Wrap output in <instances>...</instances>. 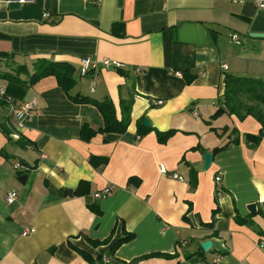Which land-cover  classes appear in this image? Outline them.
<instances>
[{
  "label": "crops",
  "instance_id": "obj_1",
  "mask_svg": "<svg viewBox=\"0 0 264 264\" xmlns=\"http://www.w3.org/2000/svg\"><path fill=\"white\" fill-rule=\"evenodd\" d=\"M18 2L0 3V53L9 54L0 69L25 65L28 80L39 60L68 63L76 84L67 91L50 74L14 97L38 103L19 138L0 101V264H89L81 249L104 255L103 264L150 254L135 264H264V138L255 145L246 136L262 125L253 116L211 118L227 74L264 79V37L256 36L264 34V8L253 0ZM84 57L97 63L86 76ZM104 59L122 71L106 69ZM8 84L0 78V88ZM77 95L111 99L118 118L122 99L133 98L127 130L98 131L101 111ZM86 124L98 131L90 139ZM170 129L160 142L157 131ZM223 145L206 169L205 153ZM106 188L110 194L95 196ZM8 191L18 193L12 204ZM215 210L214 226H205ZM125 233L134 238L109 255Z\"/></svg>",
  "mask_w": 264,
  "mask_h": 264
},
{
  "label": "trees",
  "instance_id": "obj_2",
  "mask_svg": "<svg viewBox=\"0 0 264 264\" xmlns=\"http://www.w3.org/2000/svg\"><path fill=\"white\" fill-rule=\"evenodd\" d=\"M8 55V53H0L1 57H7ZM34 69V74L30 75V78L28 80H24L21 77L22 73L29 74L28 68L25 65L15 66L13 72L0 69V78L8 80L9 83L6 88L7 95L11 96L12 98H21L29 86L37 82L40 78L50 74L57 75L60 79L62 87L65 88L67 91L76 84V79L74 78V67L68 63H56L42 59L35 63ZM119 71H122V69L119 68ZM73 98L77 102L92 103L99 108L104 117L105 125L103 128L98 129V131L123 133L127 130L131 121L133 98L122 99L121 118H118L115 104L111 99L97 100L88 96L78 95L74 96ZM0 101H3L7 104L5 98H0ZM224 114H235L241 120L245 119L248 116H253L254 118H256L262 125L260 132L258 134L248 133L246 134V136L247 139L252 141V143H254L255 145L259 144L264 138V79L227 74L225 77L224 93L222 95V98L220 99L219 106L216 112L212 115L211 118L216 119ZM1 127L5 132L8 133L7 129H5L3 126ZM225 130H227V127L225 128ZM98 131L90 128L86 124L83 127V137L86 139H90ZM175 132V129H170L168 131H157V134L160 142L165 143L171 136L174 135ZM142 133L144 134L145 132ZM234 140L237 139L234 138ZM226 146L227 145L215 147L213 149V154H216L219 151L223 150ZM91 160L96 161V158L91 157ZM27 176V173H21L19 178L20 180L25 181L27 179ZM196 178V172L194 169H192L190 178L192 187H196ZM86 184V182H82L80 186L84 188ZM217 212L218 210L214 211V217L212 219V222L203 224L205 226L213 227L215 222V215L217 214ZM237 217L240 222H243L245 220V218H242L239 215ZM133 238V233H125L121 238H119L113 243V245L109 249L108 254L114 255L118 248L122 246V244L132 240ZM109 240L110 239H106L104 241H94V244L97 245L104 242L108 243ZM79 251L83 255V257L89 262V264H103L104 255L94 257L90 252L86 250L81 249ZM151 256L153 255L150 254L139 257L134 260L133 264H135L141 259L149 258ZM162 256L169 257L171 255L162 254ZM188 258H193V255H188Z\"/></svg>",
  "mask_w": 264,
  "mask_h": 264
},
{
  "label": "built area",
  "instance_id": "obj_3",
  "mask_svg": "<svg viewBox=\"0 0 264 264\" xmlns=\"http://www.w3.org/2000/svg\"><path fill=\"white\" fill-rule=\"evenodd\" d=\"M14 2V1H24V0H0L1 2ZM95 2H100L101 0H94ZM255 1V3L260 7V8H264V0H253ZM232 38L234 40H236L237 42L240 41V36L236 33H234L232 35ZM103 66L107 69V68H113V67H117L120 68L122 66L121 63L119 62H115V61H111L109 59H104L102 61ZM97 63L90 57H84L82 59L81 62V70H80V74L82 76H86L91 72V69L93 67H96ZM0 98H5L6 102H7V106L9 108V111L12 113V115L14 116L15 119V127H14V132H13V136L16 138H19L21 136V131L25 128L26 123L30 120L33 119L36 110L38 108V103L36 100H30V101H24L22 103H17L14 98H12L11 96H8L6 93V89L4 88H0ZM159 103H162L161 101ZM21 166L20 163H16L15 164V168L18 169ZM161 171L164 174H168L169 176L173 177V178H177L180 179L182 181H185V178L181 175H178L175 172H169L168 169L166 167H162ZM221 182H222V176L221 175H217L216 176V190L220 191L221 190ZM111 190L110 188H106L103 191H99L95 194L96 197H104L108 194H110ZM18 199V193L17 191H8L6 194V202L8 204H12L14 203L16 200ZM262 244L264 245V240L262 241ZM105 260H109L107 258H105Z\"/></svg>",
  "mask_w": 264,
  "mask_h": 264
},
{
  "label": "water",
  "instance_id": "obj_4",
  "mask_svg": "<svg viewBox=\"0 0 264 264\" xmlns=\"http://www.w3.org/2000/svg\"><path fill=\"white\" fill-rule=\"evenodd\" d=\"M10 5L12 7H18L19 6V2L18 1L11 2ZM256 36L264 37V34H258ZM144 124L145 125H149L150 121L147 118H145ZM204 160H205V168L207 169V168L210 167V165L212 163L213 153L210 152V151L206 152L205 155H204ZM249 206H250L249 208H250V210L252 212H256V204L255 203H251ZM202 245H203L204 249L208 251L212 247L213 242L211 240H207V241H204Z\"/></svg>",
  "mask_w": 264,
  "mask_h": 264
}]
</instances>
